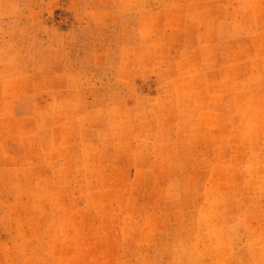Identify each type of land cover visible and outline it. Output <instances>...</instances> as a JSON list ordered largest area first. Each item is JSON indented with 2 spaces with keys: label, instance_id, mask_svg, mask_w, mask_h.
Masks as SVG:
<instances>
[{
  "label": "rangeland",
  "instance_id": "1",
  "mask_svg": "<svg viewBox=\"0 0 264 264\" xmlns=\"http://www.w3.org/2000/svg\"><path fill=\"white\" fill-rule=\"evenodd\" d=\"M0 264H264V0H0Z\"/></svg>",
  "mask_w": 264,
  "mask_h": 264
}]
</instances>
